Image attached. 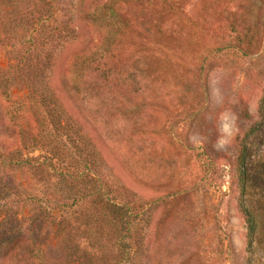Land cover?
Instances as JSON below:
<instances>
[{
	"label": "rangeland",
	"instance_id": "obj_1",
	"mask_svg": "<svg viewBox=\"0 0 264 264\" xmlns=\"http://www.w3.org/2000/svg\"><path fill=\"white\" fill-rule=\"evenodd\" d=\"M37 1L1 4L17 12L1 28L17 44L0 42V71L10 91L8 101L0 100V248L27 235L45 248L50 264H242L245 226L234 165L238 136L255 140L252 153L264 141V121L255 125L264 99V0ZM96 6L111 15L115 32L102 59L92 51L99 68L86 78L79 103L108 144L111 166L88 154L50 99L43 98L31 116L44 115L47 135L56 138L50 145L82 184L77 195L87 199L105 187L112 199L144 210L136 220L128 218L125 258L116 249L118 230L104 221L102 234L90 203L78 218L79 230L56 247V222L24 197L38 189L49 208L59 207L65 195L71 203L74 190L66 187L73 177L59 175L53 162L38 164L48 156L39 146L27 156L31 173L17 162L19 138L27 142L35 133L30 115L20 116L16 106L29 94L46 95L49 75L43 65L33 70L21 59L59 49L57 28L65 25L82 26L75 39L96 49L105 36L83 14ZM29 44L38 51H27ZM61 141L73 155L61 151ZM89 225L91 235L81 230Z\"/></svg>",
	"mask_w": 264,
	"mask_h": 264
},
{
	"label": "trees",
	"instance_id": "obj_2",
	"mask_svg": "<svg viewBox=\"0 0 264 264\" xmlns=\"http://www.w3.org/2000/svg\"><path fill=\"white\" fill-rule=\"evenodd\" d=\"M3 1L4 0H0V42L9 44L13 47L17 44V42L13 41L14 37L11 34L3 33L1 28L5 25L4 19L14 17L17 12L12 15L10 13L12 9L9 8L6 10L1 6ZM37 2H41V0ZM43 2L45 4L47 1ZM16 5L15 2L14 6ZM35 5L34 3L33 6ZM98 8L99 7L96 6L93 10L87 9V11L83 12V14L86 15L85 19H89L90 26L93 30L105 36V38L99 42L96 49L81 47L85 43V40L82 39L79 41L75 39L76 31L84 32L82 26L78 25L77 28H75L74 25H65L59 29L57 28L60 34L59 39L63 41V43H58L59 49L50 47L48 51H45L42 57L25 56L21 59V64L33 70H35L39 64L43 65L44 69L49 71V75L48 81L44 82L46 95L40 98L41 96L29 94L24 97V101L16 106L17 110L20 112V116L30 115V124H32V127L30 126V131L35 133L34 135H30L27 142L21 141L19 138L20 143L18 151L21 153L18 156L17 162L19 165H26L28 168L27 170L31 173L34 165L32 166V163L28 161L27 156L35 146H39L48 156L44 157L38 164L53 162L54 168L59 175L67 174L66 176L70 178L73 177L71 186L66 187L67 189L72 188L74 190L71 203L67 202L68 196L65 195L57 202L60 204L59 207L49 208V205L47 206L46 203L41 200L43 198L48 199V197L39 195L38 189L33 194L24 197V199H29L31 203L38 206L45 216L50 217L51 220L56 222V227L54 228V235L55 238H57L56 247H60L59 243L62 242L64 235L79 230L80 225L77 222L78 218L82 215V210L87 208V203H90V205H92L91 208L95 209V213H97L96 217H99L96 223L97 226L101 228L100 232H102V234L105 232V230L102 229L104 228V221L108 222V226H114L115 230H118V234L116 233V249L118 253L125 258L124 256L130 254V248L126 247L124 240L126 238L125 233L129 229L128 218L133 216L136 220L138 215H141L144 210L135 212V207H133V205L119 202L114 198L112 199L109 197V192L106 191L105 187L90 192L89 195H87L89 196L87 199L86 196L77 195V193H80V189L82 190V184L80 185V182L76 181L72 173L67 170L68 166L66 164L68 161L67 163H60L61 153L54 150V147L50 145L56 138L53 139L54 135H47L50 132L43 126L44 115H39L40 118L34 117L35 119L31 116L33 115V109L38 106V103H40L43 98L46 97L45 99H50L56 110L64 114L67 121L74 130H76L75 132L81 138L82 144L86 146L88 154L94 157L99 164L111 166L108 144L97 131L98 128L94 125L95 122L87 118L88 116L84 107L79 103L80 100L82 101L83 99L84 90L82 89L84 86L82 87V85L86 78H89L91 74H93L94 71L96 72L99 68L98 61L94 59L95 55L92 54L94 53L92 51H98L99 58L102 59L112 44V38L115 32L113 28L114 21L111 15L110 17L107 15L103 16ZM1 12L4 14H1ZM48 18V16L41 17L37 19L36 22L42 25ZM78 19H80V17H76L73 22ZM34 28L35 27H33V29ZM79 35L84 36V33H79ZM43 48L41 50H43ZM30 50L32 52H37L38 48L35 47L34 44H29L27 51ZM54 52H56V54ZM68 52L72 53L69 58L65 56ZM4 79L5 74L0 71V100L8 101L10 98V91L8 86H5L3 81L6 80ZM263 102L264 99H262L259 104V120L255 122V125L264 121ZM35 128H37L36 132ZM20 134L21 132H19V135ZM248 139L249 135L247 133L238 136V150L234 165L236 187L238 191L237 206L245 226V246L242 264H260L261 255H264V141L261 139V142H263L261 146L263 147L260 146L257 151L255 150L254 153H252L251 145L255 143V140L250 143ZM73 140L74 139H71V142H73ZM29 144H31L30 147ZM59 145L62 152L64 149L66 154L73 155L72 150L66 147L63 141H61ZM72 148L75 149V152H79L75 143H73ZM80 174L82 173L80 172ZM19 194L22 196V192ZM107 212H110V214ZM106 214H108V216ZM81 228L82 231L89 232L90 235L94 232L91 225ZM129 244L131 248L138 247L134 242H130ZM92 255H94V253H92ZM0 264L50 263H48L46 259L44 247L34 243L27 235H19L11 241L10 245L0 248Z\"/></svg>",
	"mask_w": 264,
	"mask_h": 264
},
{
	"label": "clouds",
	"instance_id": "obj_3",
	"mask_svg": "<svg viewBox=\"0 0 264 264\" xmlns=\"http://www.w3.org/2000/svg\"><path fill=\"white\" fill-rule=\"evenodd\" d=\"M226 129H227V126L225 125V126L222 127L221 131L224 132V131H226ZM221 139H222V138H221ZM217 143H218L220 146H223L219 140H218Z\"/></svg>",
	"mask_w": 264,
	"mask_h": 264
}]
</instances>
